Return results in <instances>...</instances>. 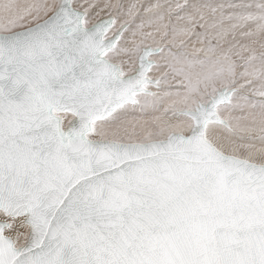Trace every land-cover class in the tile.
I'll return each mask as SVG.
<instances>
[{
  "label": "snow or ice",
  "instance_id": "1",
  "mask_svg": "<svg viewBox=\"0 0 264 264\" xmlns=\"http://www.w3.org/2000/svg\"><path fill=\"white\" fill-rule=\"evenodd\" d=\"M0 264H264V0H0Z\"/></svg>",
  "mask_w": 264,
  "mask_h": 264
},
{
  "label": "bare ground",
  "instance_id": "2",
  "mask_svg": "<svg viewBox=\"0 0 264 264\" xmlns=\"http://www.w3.org/2000/svg\"><path fill=\"white\" fill-rule=\"evenodd\" d=\"M29 2H31V0H29V1L24 0V2H20V3L21 4H26V3H29Z\"/></svg>",
  "mask_w": 264,
  "mask_h": 264
},
{
  "label": "rangeland",
  "instance_id": "3",
  "mask_svg": "<svg viewBox=\"0 0 264 264\" xmlns=\"http://www.w3.org/2000/svg\"><path fill=\"white\" fill-rule=\"evenodd\" d=\"M26 1H29V0H26ZM17 2H18V3H20V2H24V0H17Z\"/></svg>",
  "mask_w": 264,
  "mask_h": 264
}]
</instances>
